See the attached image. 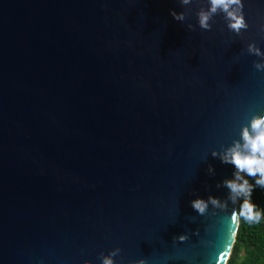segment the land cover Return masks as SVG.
Segmentation results:
<instances>
[{"label":"water","instance_id":"1","mask_svg":"<svg viewBox=\"0 0 264 264\" xmlns=\"http://www.w3.org/2000/svg\"><path fill=\"white\" fill-rule=\"evenodd\" d=\"M243 5L237 34L200 28L208 0H0V264H227L240 197L212 152L264 114V0Z\"/></svg>","mask_w":264,"mask_h":264},{"label":"clouds","instance_id":"2","mask_svg":"<svg viewBox=\"0 0 264 264\" xmlns=\"http://www.w3.org/2000/svg\"><path fill=\"white\" fill-rule=\"evenodd\" d=\"M183 5H190L193 0H180ZM208 7H201L197 12L198 24L200 28L210 30L213 17L218 13H223L227 21L228 28L240 34L241 30L248 28V23L243 14V0H208ZM190 11V9H189ZM170 14L177 21H184L187 13L170 10ZM189 29L194 30V26L189 24ZM249 53L264 57V52L255 43H249ZM257 70H264V60L254 64ZM242 141V143H241ZM212 156H219L220 160L226 164L235 166L236 171L233 178L223 181L224 187L229 190V197L233 204L238 197H242L239 210H233L232 219L237 221L238 217H243L251 223H259L262 213L257 205L252 201L251 196L255 187L264 189V114H253L249 122L242 126L240 139L232 143L223 152L213 150ZM209 172L213 169L209 166ZM248 178L255 180V185L249 182ZM228 201H221L218 197L209 195L207 199L197 197L191 201V205L200 215L208 210L209 204L216 208H224ZM179 241L188 239V234H181L174 237ZM119 248H114L107 255H103L101 264H116L114 257L119 253ZM90 264V262H86ZM134 264H146L145 258H140Z\"/></svg>","mask_w":264,"mask_h":264},{"label":"trees","instance_id":"3","mask_svg":"<svg viewBox=\"0 0 264 264\" xmlns=\"http://www.w3.org/2000/svg\"><path fill=\"white\" fill-rule=\"evenodd\" d=\"M248 179L255 185L253 178ZM240 199L238 210L242 202ZM251 199L262 213L261 221L251 223L243 217H239L236 241L227 264H264V189L255 187Z\"/></svg>","mask_w":264,"mask_h":264},{"label":"snow or ice","instance_id":"4","mask_svg":"<svg viewBox=\"0 0 264 264\" xmlns=\"http://www.w3.org/2000/svg\"><path fill=\"white\" fill-rule=\"evenodd\" d=\"M232 221L235 222L233 219H232ZM220 259H221V260L224 259V254H223V253H221V255H220Z\"/></svg>","mask_w":264,"mask_h":264}]
</instances>
